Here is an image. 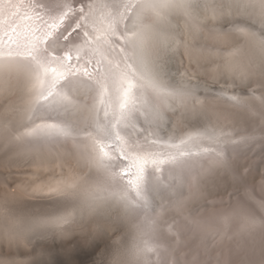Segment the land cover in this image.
Instances as JSON below:
<instances>
[{
    "label": "bare ground",
    "instance_id": "6f19581e",
    "mask_svg": "<svg viewBox=\"0 0 264 264\" xmlns=\"http://www.w3.org/2000/svg\"><path fill=\"white\" fill-rule=\"evenodd\" d=\"M195 1L56 0L52 6L47 0H0V99L7 101L4 108H0V114L5 117L15 114L22 125L20 130L13 127L8 132L14 138L20 136V142L14 144L25 145L19 156L24 160L33 159L30 165L39 170L48 168L36 162L52 164V156H57L56 162L63 163L68 158L70 175H87L91 179L89 198L94 203L112 205L121 221L131 225L132 232L142 234L150 231L148 224H157L152 216L148 217L149 190L168 198L184 175L194 177L200 168L208 172L210 166L227 164L215 162L217 158L212 151L215 145L210 138L213 130L217 133L220 128L222 115L227 114L226 105L224 114L222 107L215 104L222 106L221 102L228 99L213 105L214 99L210 98L220 93L226 95L230 87L254 84V78L258 80L259 76L253 75L264 64V0H203L207 7L205 14L213 22L223 18L235 21L231 30L214 25L203 32L192 13ZM46 4V9L42 8ZM177 16L181 18L188 40L184 49L187 60L197 65L199 61L215 59L208 70L203 69L207 70L206 76L214 86V94L206 98L186 95L188 92L183 89L184 92L173 91L157 85L138 67L150 61L155 41L163 30L173 26V17ZM199 33L203 34L206 44L194 46ZM221 45L227 48L221 49ZM194 68L190 72H196L198 67ZM132 84L137 89L127 102ZM226 85V89L223 88ZM235 93L242 94L240 90ZM239 106L235 107L236 111ZM244 109L242 106L243 111L251 110ZM168 110L177 111L174 124L183 123L182 128L188 126L174 139L159 138L154 126L161 120L163 124ZM259 110L261 113L262 109ZM256 114L253 117H260ZM241 115L237 116L240 120L244 118ZM180 116L184 122L178 124ZM194 116L198 121H194ZM138 118L146 127L138 124ZM193 121L204 126H193ZM227 121L225 124L230 122ZM233 122L231 120V125ZM66 124H74L76 129L70 130ZM255 124L252 127H256ZM4 126L10 128L8 122ZM223 127L221 124V131ZM138 134H142L140 140L136 138ZM35 153L40 156L36 158ZM72 197L76 198L72 194L66 200ZM174 197L173 201L177 200ZM170 204L175 208L174 202ZM4 214L0 239L8 240L7 243L15 235L21 236L30 225L40 223L34 216H22V220H18L14 212ZM220 238L222 236H218V240ZM142 244H146V240H142ZM142 250L146 248L140 246L135 255L138 257ZM150 250L156 254L169 253L160 252L154 246ZM157 259L155 264L174 262L164 261L168 258Z\"/></svg>",
    "mask_w": 264,
    "mask_h": 264
},
{
    "label": "rangeland",
    "instance_id": "374dc122",
    "mask_svg": "<svg viewBox=\"0 0 264 264\" xmlns=\"http://www.w3.org/2000/svg\"><path fill=\"white\" fill-rule=\"evenodd\" d=\"M48 3L54 6L56 0H47ZM47 4L42 8L46 9ZM59 4L60 2H58ZM197 26L202 28L200 23ZM203 30L205 28H202V32ZM263 66L254 73L253 76H259L258 80L257 77H253L254 80L256 79L254 84L250 82L243 87L238 86L233 89L230 87L228 88L230 90L227 89L229 94L220 93L222 99L219 97L220 94L210 98L212 101L214 99L213 105L217 101L228 99L221 102L222 106L218 103L215 104L218 108L222 107L220 110L222 109L223 112L224 107L227 106L226 113L229 116L225 112V115L222 116L224 119L230 117V120L220 117L222 120L219 119L220 125L218 126L221 128L222 124V127H225L222 128V131L218 127L220 132H228L231 130L229 127L238 125L236 129L240 134L246 138L254 139L244 140L245 144L240 141L242 145H230L229 141V145H225V156L222 160L224 164L227 163L224 167L216 164L210 166V170L206 168L208 169L207 173L204 171L205 169L201 170L200 168L199 172L194 173L195 175L198 172L194 177H192V171L190 172L192 176L187 174L191 177L188 178L187 175V177L184 175L175 189L176 192L174 190L176 194L169 195L170 198L175 195L174 198L177 200L173 201V198L171 200L164 194L159 195L155 192L160 204L151 210L148 194V217L152 216L157 224H150L151 226L148 224L150 231L142 232L143 235L140 232H132L131 226L121 221L118 212H114L110 204L103 203L107 210L102 213L86 214L79 217L82 212L76 218H73L71 214L67 222L54 220V217L68 216L69 213H72L71 206L64 202L72 194L76 198H81L86 204L84 210L90 207L86 201H93L89 198L91 179L87 178V175L85 177L70 175L68 173V166H70L68 158L65 162L58 163L56 162L57 156H52L54 158L53 166L48 162H36V164L46 166L48 170H39L31 166L30 162L33 159L24 160L19 156V152L24 150L25 145L14 144L19 141L20 136L14 138L11 133H8L13 127L17 131L20 130L22 125L17 121L15 114V116L8 114L6 117L4 114H0V222L4 221V216H6L4 212H14V218H18V220H22V216H34L40 222L30 225L25 231L26 234L21 233L22 235L19 237L15 235V238L8 243V240L0 239V264H155L159 260L157 258L160 260L168 258L164 261H174L173 264H244V262L245 264H264V160H262L264 153L261 152L259 146L260 138L264 136ZM226 87L227 85L223 88L226 89ZM238 90L244 96L242 94L237 96L235 92ZM227 94L231 98H228ZM246 96L249 97L248 100L252 99L249 101L250 105H247ZM244 98H246L245 102ZM230 99L234 102H230ZM6 102V99H0V108H4ZM233 103L235 104L233 105ZM243 103L245 105H242ZM227 104L229 107L233 105L231 108L240 104L241 106L238 107L241 108L240 110H242V106L248 110L251 109L252 112L244 110L252 115L243 110V113L240 110L238 112V108L237 111L235 108L232 112ZM255 104H259L261 108L259 105L256 107ZM258 107L262 109L261 113ZM227 109L231 112H228ZM255 109L258 110L257 114ZM254 113L260 117H253ZM240 115L241 118L244 116L241 120L238 118ZM174 116H172L173 124L177 122L174 121ZM236 117L238 120H235ZM261 117L263 120H258ZM178 120H181V116ZM231 120L234 121L232 125ZM13 121L14 123H12ZM182 121L184 122L181 120L178 124ZM225 121L230 122L226 125ZM6 122L10 128L4 126ZM239 122L242 125H239ZM159 124H162V120ZM200 124L198 125L200 126ZM254 124L257 126L252 127ZM156 125L154 126L156 127ZM182 125L174 124L173 127L176 126L178 129L174 128L178 130V133H182L185 128H182ZM184 126H186L185 129L188 128L187 125ZM202 126L204 125L202 124ZM211 129L208 128V131ZM213 132L214 136L216 130ZM140 136L142 134H138L136 138L140 140ZM236 138L238 140L239 136ZM231 146H235V152L233 151L234 147ZM34 156L38 158L40 154L35 153ZM212 169L216 170L208 174ZM199 173L204 174L199 175ZM201 178L203 179L198 180ZM196 180H198V184H196ZM82 186H86V188H82ZM183 186L186 188L185 192H181ZM54 189L55 191H53ZM171 201L176 204L175 208L171 206ZM2 207L7 210H1ZM36 226L41 227L37 230ZM68 234L71 236L64 238ZM218 236H222V238L218 240ZM138 239L139 242H137ZM142 240H146V244H142ZM139 243L146 250H142L137 257L135 254L136 250L140 248ZM153 246L160 252L165 250L169 253L156 254L150 250Z\"/></svg>",
    "mask_w": 264,
    "mask_h": 264
},
{
    "label": "water",
    "instance_id": "95a60500",
    "mask_svg": "<svg viewBox=\"0 0 264 264\" xmlns=\"http://www.w3.org/2000/svg\"><path fill=\"white\" fill-rule=\"evenodd\" d=\"M206 8L203 0L195 1L192 6V13L196 16L197 22L200 23L202 28H205L206 30L214 25H218L223 29H232V25L235 24L234 20L223 18L221 21L213 22L205 14ZM173 19V26L170 29L163 30L155 41L153 52L150 55V61L146 64L140 63L138 67L150 81L157 85L173 91L184 92L186 90L190 95L206 98L207 96L214 94V91L212 90L214 89L213 82L206 76V72L213 65L215 59L213 61L212 59H208L206 62L199 61L197 65L192 61L189 62L184 52L187 44L186 42L188 41L185 35L184 25L179 16L173 17ZM202 35V33L197 35V39H195L193 43L194 46L205 43L202 40ZM225 48L227 47L221 46V49ZM196 66L198 68H196ZM194 67L196 68V72L191 73L190 69ZM204 68L207 70L203 71ZM136 89V86H133V84L129 86L127 102L132 99L134 95L133 93ZM176 113V110H168L165 112L163 124L155 127L159 138L170 137L171 139H174L177 136L178 130L172 125V116ZM194 121H198V117L194 116ZM194 121L192 122V125L197 126L198 123ZM138 124L146 127L141 118H138ZM67 126H69L70 130H74V128L76 129L74 124H72V126H70V124ZM215 170L216 169H212L208 174ZM202 179L203 178L198 180ZM198 180H196V184H198ZM182 190V192H185L186 188L184 187ZM148 194L151 210H154L155 207L159 206L160 200L153 191L149 190ZM112 210L114 211V209ZM119 218L121 219V217Z\"/></svg>",
    "mask_w": 264,
    "mask_h": 264
},
{
    "label": "snow or ice",
    "instance_id": "6c2138e0",
    "mask_svg": "<svg viewBox=\"0 0 264 264\" xmlns=\"http://www.w3.org/2000/svg\"><path fill=\"white\" fill-rule=\"evenodd\" d=\"M225 136L229 137L230 142L233 145H238L240 141L242 140L254 139V138L244 137L242 134H240L239 130L237 129H234L232 132H217L213 137L210 138L212 140V143L215 145L212 151L214 152V155L217 158V160L215 161L217 163L222 162L225 156V145L229 143V140L224 139ZM236 136H239V140L235 138ZM259 146H260L261 152L264 153V136H261ZM233 151L235 152V148L233 149ZM262 160H264V156H262ZM53 191H55V189ZM71 214L72 213H69L68 216H64V215L57 216V217H54L53 219L57 221L67 222L68 217ZM70 236L71 235L68 234L64 238L70 237Z\"/></svg>",
    "mask_w": 264,
    "mask_h": 264
}]
</instances>
